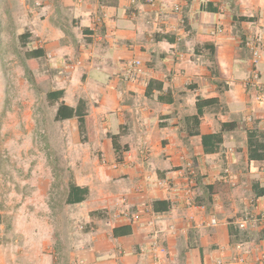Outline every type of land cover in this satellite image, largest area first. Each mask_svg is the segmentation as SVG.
<instances>
[{
  "label": "crops",
  "instance_id": "1",
  "mask_svg": "<svg viewBox=\"0 0 264 264\" xmlns=\"http://www.w3.org/2000/svg\"><path fill=\"white\" fill-rule=\"evenodd\" d=\"M36 2L28 6L30 32L50 91H62L60 103L74 112L81 101L84 116L77 118L92 127L77 148L85 158L74 184L88 190L79 204L89 206L95 226L72 264H154L152 229L164 232L156 264L239 256L264 264V227L235 225L264 213V0ZM253 38L262 42L255 66L245 46ZM134 60L142 73L125 81ZM199 99L216 103L195 120ZM251 133L257 144L249 147ZM209 135L218 140L205 152L202 137ZM121 199L140 220L107 226ZM212 217L217 226L207 227Z\"/></svg>",
  "mask_w": 264,
  "mask_h": 264
},
{
  "label": "rangeland",
  "instance_id": "2",
  "mask_svg": "<svg viewBox=\"0 0 264 264\" xmlns=\"http://www.w3.org/2000/svg\"><path fill=\"white\" fill-rule=\"evenodd\" d=\"M29 2L0 0V264H72L95 226L89 206L66 203L92 127L57 119L64 104L47 97L46 62L32 56Z\"/></svg>",
  "mask_w": 264,
  "mask_h": 264
},
{
  "label": "built area",
  "instance_id": "3",
  "mask_svg": "<svg viewBox=\"0 0 264 264\" xmlns=\"http://www.w3.org/2000/svg\"><path fill=\"white\" fill-rule=\"evenodd\" d=\"M147 4L153 5L155 3V0H145ZM246 48L250 51L252 62L254 66L257 64L258 59L260 57V50L262 46V42L260 38H253V39H247L245 41ZM142 73V67L139 61L134 60L127 64V71L124 76L125 81H134L137 77H139ZM258 79V73L254 69L252 72L251 80L256 81ZM113 168H117V163L113 164ZM186 178L188 179L189 185L191 184V178L194 175V171L192 169H189L187 171ZM186 193H189V188H187ZM185 205L187 208H192L195 206L192 199L187 198L185 201ZM201 207V206H200ZM145 209V207H144ZM126 217L128 220H131L133 223L138 222L140 220V215L138 212H130V207L126 199H121L120 202L116 205L114 213L111 215L109 214L106 218V225L111 226L113 224V219L117 220L120 218ZM207 227H216L217 226V219L212 217L207 222ZM236 228L238 230H246L249 227L253 226H263L264 227V213L258 214L256 216H246L242 218L241 220H238L236 222ZM163 231L159 229H152V232L148 235L149 238V253L152 259V262L156 264L157 257L159 254L163 253L165 251L162 241L164 239ZM240 245H238V248L240 249ZM138 255L140 257L145 256V252L143 249H140L138 252ZM218 264H245L243 257H232L230 259L224 260L219 262Z\"/></svg>",
  "mask_w": 264,
  "mask_h": 264
},
{
  "label": "trees",
  "instance_id": "4",
  "mask_svg": "<svg viewBox=\"0 0 264 264\" xmlns=\"http://www.w3.org/2000/svg\"><path fill=\"white\" fill-rule=\"evenodd\" d=\"M242 19L245 20L246 18H242ZM32 56L39 57L40 52L38 50H35L34 52H32ZM62 95H63L62 91H56V92L50 91V92H48L47 97L51 101H58ZM215 103H216L215 99H209V100H200L199 99L196 102L197 115L195 116V120H197L198 117L202 115L203 107L210 106V105L215 104ZM81 106H82V102L79 101L77 108L74 112L72 109L62 105V107L58 111L57 119H68L71 117H83L84 113L81 110ZM224 127H225V124H223V128ZM255 135H256V133L248 134L249 147L252 145H255V143H256L254 140ZM214 140H218V137L215 135H209V136H203L202 137V143H203V147H204L205 152L206 151L207 152L212 151V148H210V146H212V142H214ZM112 141H113V147L115 149H117V144L114 141V138ZM207 141H209V143H210V145H208L209 147L208 146L206 147ZM256 146L257 147H263L261 145H256ZM257 157H258V159H262L263 155H256V157H254V158H257ZM251 158H252V155H251ZM87 195H88V190L86 188H81V187L75 185L74 183H71V184H69V191H68L66 203L69 205H75V204L82 203L83 201H85Z\"/></svg>",
  "mask_w": 264,
  "mask_h": 264
}]
</instances>
